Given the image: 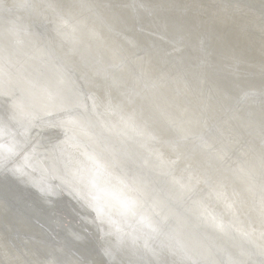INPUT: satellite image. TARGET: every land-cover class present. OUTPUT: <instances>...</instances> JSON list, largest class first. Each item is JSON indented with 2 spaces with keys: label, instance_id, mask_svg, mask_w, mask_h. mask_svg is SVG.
Segmentation results:
<instances>
[{
  "label": "water",
  "instance_id": "water-1",
  "mask_svg": "<svg viewBox=\"0 0 264 264\" xmlns=\"http://www.w3.org/2000/svg\"><path fill=\"white\" fill-rule=\"evenodd\" d=\"M92 1L8 0L10 8L0 3V230L11 228L7 243L17 252L31 246L47 264H264L249 245L257 243L218 225L223 216L206 208L205 199L188 216L183 213L187 206L180 203L187 194L163 180L161 159L147 146L185 135L179 138L181 146L206 164H220L224 178L232 181L239 174L232 162L247 169L245 156H250L255 167L246 183L255 172L264 179V84L253 77L201 71L211 69V54L218 59L231 55L219 40L183 36L184 27H174L162 12L150 19L154 4L137 0L150 14L140 22L142 17L130 14V6L123 8L119 0H111L115 7ZM77 13L90 23L82 30L72 24ZM135 22L159 25L169 39L178 36L184 53L177 57L178 45L148 35ZM100 35L107 43L96 40ZM144 35L153 45L148 50ZM79 41L87 43L89 53L81 51ZM111 47L122 58L111 65L113 71L106 65ZM139 51L142 61L130 57ZM195 55L208 66L195 65L189 58ZM149 63L173 77L166 89L141 76ZM128 82L146 89L139 92L134 113L123 117ZM182 89L192 91L194 101L214 105L222 127L201 125L203 113L196 103L174 99ZM248 89L255 93L245 102ZM109 114L120 122L113 123ZM183 182L195 194L194 185ZM254 192L250 202L262 212L264 185ZM206 198L211 204L218 201L216 193ZM197 212L224 232H215ZM230 221L245 225L239 217Z\"/></svg>",
  "mask_w": 264,
  "mask_h": 264
},
{
  "label": "bare ground",
  "instance_id": "bare-ground-1",
  "mask_svg": "<svg viewBox=\"0 0 264 264\" xmlns=\"http://www.w3.org/2000/svg\"><path fill=\"white\" fill-rule=\"evenodd\" d=\"M3 2L5 6L9 7L8 0H0V3ZM105 2L106 6L109 7H115L113 5H116L115 1H113V5H111V0H105ZM118 2L119 4L121 3L123 8H129L130 6L131 9L128 11L130 14L136 16L140 15L142 17L139 20L140 22L146 19V16L149 17L150 14V19H153L156 13L162 12L169 16L168 18L173 22L172 24H174V27H184L182 35L185 37H193V40L206 37L207 40L212 43L219 40L223 49L231 56L225 55L218 59L219 55L211 54V64H209L203 56L195 55L189 57L195 65L201 68H206L208 64L211 65L210 70L201 71L205 73L209 71H212V73L222 71L229 76H238L240 78L253 77L264 84V0H145L146 4H154L153 9L149 10L150 14L145 10L144 5L142 6L137 3V0H119ZM90 3H94V0ZM105 4L99 3V5ZM131 6L135 7L134 12ZM79 12H83V10H79ZM71 19L73 20L72 24H79L81 30L83 27H87L90 24L82 13L80 15L77 13V15ZM1 23L2 21L0 20V24ZM18 24L19 23H16V25ZM132 24L136 25L137 28L142 27L141 31L148 33V35L151 34L159 39L169 40L173 46L178 45V36L172 39L167 38L159 25H157V27H152L151 25H142V23L139 22ZM80 28L76 36L80 35ZM13 29L22 32L18 26H14ZM146 36L144 35L142 38ZM96 40L107 43V40H105L102 35H100V39L96 38ZM149 40L146 42V39H143L145 43L142 45L147 47V50L153 47ZM57 42V40L51 41L53 45H57ZM190 45L194 48L192 42H190ZM63 46L64 45H62V47ZM79 46L81 51L89 53L90 49L87 47V43L82 44L79 41ZM140 49H142L141 45L137 47V50ZM173 52L180 58V54L184 53V49L178 45ZM111 53L116 54L113 47L108 49L106 59L107 67L113 71L116 67H112L111 65L115 66L120 64L122 58L118 57L117 54L112 55ZM132 56H135L137 61L143 60L141 58L143 56L142 52L136 55L130 54V57ZM153 66V64L149 63L146 65V68L143 67L141 76L143 79L152 82L150 84L155 86V88L166 89L169 86V80L173 82V77L171 76L168 78L164 76L162 70H158L157 67L152 68ZM116 74L121 75L118 73ZM136 81L140 82L139 80ZM129 83L130 82H128V84ZM147 86L152 87L149 85ZM128 88H130V92H128L125 106L120 112L123 117L131 116L136 106L140 105L138 98L141 96V93L139 92H143V90L146 89V85L139 88L138 84L131 82ZM254 93V91L249 90L244 93L242 99L245 102H250V99H252L250 97H253ZM191 94L194 93L190 90L187 91L182 89L174 95V99L182 102V98H185L191 103H196L195 106L197 109L203 113L201 125L206 127L212 125L222 127L224 122L219 119L218 115L213 111L212 108L214 105H209L208 101L204 103L201 101H194ZM202 97L205 98V95H202ZM207 97H209V95H207ZM188 106L193 108L190 103H188ZM161 108L167 109L165 107ZM62 111L67 113L68 109H62ZM54 114L58 115V112ZM197 114H199V116L201 115L199 112ZM109 115L113 123L117 124L120 122L121 119L114 116V114ZM185 122L192 123V120L186 119ZM136 123H140V119H137ZM183 136L185 137V135H182L179 136V138ZM224 136L227 138L230 135L224 134ZM179 138L175 139L174 142L159 138L147 142V146L155 155H159V159H161L159 168L162 170L158 171V173H162L164 177L163 180L171 183L177 191H182L184 194H187L182 198V202L180 203H183V207L187 206V208L183 209V213L187 212L185 215L188 216L192 212L193 207L196 208L197 205H203L201 199H205L206 208L208 206L210 209L213 208L216 212L222 214L223 217H220V224L218 225L222 224L224 228L229 229L228 232L235 234L239 238L240 236L249 237L257 243H249L252 250L257 255L264 257V248H262L264 247V211L262 210L263 213L257 211L256 207L250 202V197L256 195L254 194V190L260 192V189H263L264 179L260 176V173L255 172L254 174L252 172V180L246 183L247 172H251L250 169L255 167V165H251L250 156H245V159H247L246 163L249 162V168L247 167V169L240 168L236 162H232V168L239 172V174L230 181L224 178L226 173L223 171V168L220 167V164L213 167L204 163L203 160L201 161L191 150L188 148L187 150L185 147L181 146V141L183 139ZM23 173L25 174V171H22V174ZM178 179L193 184L195 194L191 193L192 190L189 187L181 186L183 181H181V184L173 182L178 181ZM213 193L217 195L218 201H216L217 203L215 202L216 204H211L210 200L206 198V194L211 197ZM196 197L198 198L197 200ZM161 199L166 209L174 211V208L169 207L171 205L168 204L167 199ZM190 201H192L191 205ZM173 203L175 202L170 200V204ZM225 207L228 208V212H225ZM1 211L2 206L0 205V212ZM197 214L205 224L209 227L210 225L213 226L212 223L208 222L207 217L202 212H197ZM234 216L239 217L245 225L230 221L231 218H235ZM227 217L229 218L227 219ZM98 220L100 221L99 217ZM218 225L214 224L213 229L215 232L221 234L224 232V229H221ZM5 226V229L8 228L6 232L0 230V264H27V262L31 264H47L43 258L37 257V254L30 249L32 247L29 245H27L25 252L22 250L17 252L15 248H12L7 243V233L9 234L11 228H9L8 225ZM21 230H23V228ZM223 245L228 247L227 243Z\"/></svg>",
  "mask_w": 264,
  "mask_h": 264
}]
</instances>
